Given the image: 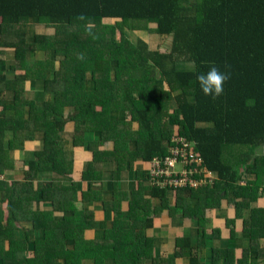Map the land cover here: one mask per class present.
<instances>
[{"label": "trees", "instance_id": "trees-1", "mask_svg": "<svg viewBox=\"0 0 264 264\" xmlns=\"http://www.w3.org/2000/svg\"><path fill=\"white\" fill-rule=\"evenodd\" d=\"M30 26L47 29L28 37ZM129 31L163 41L151 51L142 39L137 46L130 42ZM0 38V264H77L71 258L78 256H84L81 264H105L107 259L124 264L122 259L132 258L133 251L135 259L151 260L157 249L146 230L156 217H150L146 192L139 187L129 196L118 186L124 166L130 169L138 160V146L132 150L127 145L137 136L147 135L150 144L143 148H152L144 153L148 159L143 156L148 169L152 157L163 153L178 134L195 144L205 167L217 175L215 186L187 193L189 204L178 205L182 217L196 224L200 242L191 247L192 255L208 235L218 232L204 229L205 211L216 208L230 190L237 188L229 204L238 217L247 209L254 213L252 219L261 220L264 209L252 204L262 194L256 181L264 177V154L259 153L264 152V0H0ZM8 52H14L13 60L7 59ZM211 64L230 73L215 100L203 95L196 81ZM39 83L47 84L52 102L27 98L28 85ZM9 92H14L13 101ZM171 101L173 108L167 104ZM71 122L76 124L74 146L92 154L80 183L73 179L74 154L65 152L61 137ZM34 123L43 128L27 131ZM11 127L17 134H44L45 150L38 161L24 163L21 182L3 178L17 168L9 163L12 148L6 135ZM87 136L93 139L86 141ZM235 150L238 163L224 165ZM97 164L115 169L108 179L113 182L110 190ZM237 171L256 180L236 187ZM149 193L168 197V192L154 189ZM117 199L127 212L117 207L109 213ZM39 204L53 209L35 211ZM95 206L107 212L105 220L113 213L120 217V239L135 240V250L120 248L122 257L109 255L106 246L118 238L102 224L92 227ZM227 224L235 235V225ZM258 229L257 236L264 235ZM183 241L189 239H176L174 258ZM231 253L223 251L225 256ZM152 264H174V259H154Z\"/></svg>", "mask_w": 264, "mask_h": 264}, {"label": "crops", "instance_id": "crops-1", "mask_svg": "<svg viewBox=\"0 0 264 264\" xmlns=\"http://www.w3.org/2000/svg\"><path fill=\"white\" fill-rule=\"evenodd\" d=\"M137 34L147 35L144 32ZM46 90L47 84L39 83L34 88H31V85L29 84L27 89V98L30 101H35L37 99V96H39V100L42 101L41 104L52 102L54 100V95L52 93H46ZM7 95L9 101H13L15 99L14 92H9L7 93ZM158 97L159 95L155 96V98L157 99ZM167 104L170 105L171 108H173V101ZM69 113L70 111H68V114ZM170 114H173V110L170 111ZM171 121L170 124H172ZM32 126L43 128L41 123H34L31 124L27 131H29ZM75 126L76 124L74 122L69 123L66 127V131L62 133L61 137L65 152L74 154L73 179L75 183H80V174H82V172L85 170L86 165L91 162L92 154L87 150H83V147L74 146V136L76 134ZM137 127V125L134 126L135 129ZM147 138V135L141 136V140L144 141V144L149 145L150 143L148 142ZM92 139V136L86 137V141H90ZM6 140L12 148L9 156V163H11L10 160H12V163L16 167H19L16 168L15 172L8 173L6 177H8L9 179H11L10 177H12L16 182H21L26 177V167H24V163L38 161V154L44 152L45 150L46 145L44 142V134L42 135L39 132L17 134L11 127L8 129ZM23 144H26L25 149H22ZM144 144H142L141 146L137 145L138 149L134 150V153H137L138 155V160L135 161L133 166L130 167V169L127 168V165L124 166V171L121 173V179L118 186L121 187L125 194L129 196H132L133 190H137L140 187V189H144V191L146 192V198L153 203V207H161V200L159 198L152 197L149 193L148 186H146L144 183V180H146L148 174V167L145 159H143V156L147 158L144 153L147 154L148 150L152 149L151 147H149L148 149H144ZM130 146H132V150L134 149L133 147H135L134 144H130ZM29 154H31L30 158ZM125 157L127 158L129 156L126 155ZM22 166L23 169L21 168ZM96 170L100 173L104 185H107V190H110L111 184H113V182L108 179L110 178V175L115 172V169H111L110 164H97ZM49 176L50 175L47 174L45 179H49ZM41 178V180H44V175ZM241 180L253 183L256 179L252 175L247 177L245 174H242ZM244 184V182H241V185ZM256 185L258 186V188H261L262 194L260 197L257 196V202H254L252 204V208H258L259 210V208L261 207L262 209H264V177L259 178L256 181ZM85 188H87V186H85ZM85 188L83 189L85 190ZM236 195L237 192L231 190L227 195L228 198H225L222 202L223 205L227 207L224 218H226V220L229 219L228 222H232L235 225L233 228L235 235L232 234L231 228L228 226V224L219 225L215 224V222L212 223L215 208L212 210H208V219L206 217L205 218L207 219V221H209V224H205V228L206 230L217 229L218 232L214 235H208L211 236V238L209 240H206L205 243L201 244L200 249L195 256L192 255V252L190 250L191 247H194V245L197 246V243L200 241L196 240L195 231H193L194 225L188 219H180L177 215L173 217L172 213L169 210L164 209L160 216L153 219L152 227L146 230L147 236L153 237L155 241L157 251H154V256L155 253H158V255H161L163 258H169V255L174 254L176 239L188 238L189 242L183 241V244L180 247H177L182 250L178 249V255H176V257L174 258V264H189L190 262H194V260L197 261L196 263L194 262V264H264V235L257 236V233L259 232L258 228L262 227L264 229V219L252 220L250 222L253 215L248 216L246 212L248 211L247 209L242 210L241 217H238V213L237 211H235V208L231 204H229V200L234 202V200L236 199ZM170 199L171 200L167 202V204L173 207L175 205V197L171 195ZM125 203L128 204V202ZM44 207L45 206H43L42 204L36 205L35 211L42 212ZM231 207H233L234 210H232ZM91 209L95 211V217L96 214L99 215V217L96 218L97 223L103 224L105 220V214L103 216V211L100 209V207L95 206ZM58 219H62V217H58ZM242 219H244L243 222H239L236 224V220ZM238 224L240 227L243 224H246V226H248L249 228L247 229L246 227V230L244 232V228L240 229ZM157 227L159 228L158 233ZM91 232L93 231H88L87 235ZM206 234H209V232ZM261 234H264V232H262ZM248 238V244H246L244 240ZM202 242H204V240H202ZM225 249H231L232 253L234 252V254L232 255L231 253V255L225 256L223 254V251ZM27 254L30 258L33 256L32 252L29 253L28 251ZM108 264H110L109 261Z\"/></svg>", "mask_w": 264, "mask_h": 264}, {"label": "rangeland", "instance_id": "rangeland-1", "mask_svg": "<svg viewBox=\"0 0 264 264\" xmlns=\"http://www.w3.org/2000/svg\"><path fill=\"white\" fill-rule=\"evenodd\" d=\"M46 27H44V26H30V27H28L27 28V36L28 37H31V36H33L34 37V35L37 33V32H42V31H46ZM129 37H130V42H132L135 46H137V43H138V41H139V39H142L143 41H145L146 42V44H147V46H148V49L149 50H151V51H155L157 48H158V46L161 44V41H163L162 40V37H159V36H157V35H150V36H148V37H145L144 35H141V36H144V37H141L140 35H138L137 33H134V32H132V31H129ZM0 40H1V38H0ZM29 43H31L30 41H29ZM43 56L44 55H42L41 53H38L37 54V57L38 58H41V61H43L44 60V58H43ZM12 57H14V53L13 52H8V54H7V59L8 60H13V58ZM4 59H6V58H4ZM6 59V60H7ZM25 74V72L23 73V75ZM37 99L39 100V96H37ZM123 121H125V116L123 117V119H122ZM130 144H134V145H139V146H141L142 144H144V141L143 140H141V137H139V136H137V137H135V139L134 140H132V141H130V142H128V144L127 145H130ZM82 146H83V144H82ZM9 147V146H8ZM144 147V146H143ZM26 148V144H24L23 145V147H22V149H25ZM9 149V148H8ZM225 149H227V148H223V150H225ZM230 149H236L235 147H231ZM239 150H247L246 148H238ZM83 150H87V148H83ZM259 153H260V155H262V154H264V152H261V151H259ZM239 152L237 151V150H235V152L232 154V157H231V159H225L224 161H223V163H224V165H231L232 164V162H233V164H237L238 163V156H239ZM30 156H31V154H29V158H30ZM224 156H230V155H224ZM223 156V157H224ZM33 157H34V155H33ZM17 168H19V167H17ZM237 176L238 177H240L241 176V173H240V171H237ZM6 176H7V174H5L3 177L4 178H6ZM41 182V176H39V180H38V182ZM144 183H145V185L146 186H148V188L150 187V182L149 181H147V180H144ZM119 190H120V192L121 193H125L122 189H121V187H119ZM146 194H144V197H143V199L144 200H147V198H146ZM177 198H178V200H179V202H180V204H189V198H188V196L185 194V193H180L178 196H177ZM226 198H228V197H226ZM81 200H76V204L77 205H82L81 204V202H80ZM149 201V206L151 207V209H152V213H151V215H150V217H158V216H160L161 214H162V212H163V209H161L160 208V206L159 207H153V203L150 201V200H148ZM122 201H120V199H117V201H116V203L115 204H112V207H111V209H109V213L110 212H112L114 209H116L117 207H119V210L120 211H123V212H127V207L125 206V204L124 203H121ZM223 200L221 201V203H219V205L215 208V212H214V214H213V221H212V223H214L215 222V224H219V225H221V224H227V222H228V220L229 219H227L226 220V218H224V214H225V212H226V210H227V207H225L224 205H223ZM233 204V203H232ZM231 204V205H232ZM51 209H53L52 208V206L49 208V209H43V211H52ZM231 209L232 210H234V208L233 207H231ZM235 211H236V209H235ZM247 212V214H248V216H252L254 213L252 212V211H246ZM264 212V211H263ZM263 212H262V214H261V216L259 217L260 219H264V216H263ZM105 213H107V212H105L104 210H103V216H104V214ZM145 216V214H143V212H141V218H143ZM207 212H205L204 213V217H206L207 218ZM56 217H62V214H57L56 215ZM97 217H99V215L98 214H96V218ZM208 219V218H207ZM120 220V217L119 218H116L115 219V214L113 213L112 215H111V217L110 218H108L107 220H105L104 222H103V224L102 225H100V226H102V227H105L107 230H108V233H109V235L110 236H113V237H116V238H118V242H114L112 245H110V244H108L106 247L108 248V250H109V255L110 256H114V257H122L121 255H120V248H122V249H124V248H131L132 250H135L136 248L134 247V242H135V240H133L132 242H130V243H126V242H122L121 241V237H122V235H124L123 234V231L121 230V228H120V224L118 223V221ZM252 220H255V219H251L250 220V222L252 221ZM244 221V219H242V220H236V224L237 223H239V222H243ZM207 222V224H209V221H206ZM40 224L42 225V226H45L46 224L45 223H43V222H40ZM96 225H98V223L97 222H95L94 224H92V227H95ZM238 226H239V224H238ZM240 227V226H239ZM244 227H247V229L249 228L248 226H246V225H242L241 227H240V229H243ZM158 231H159V228L157 227V233H158ZM135 232H136V230H131V235H135ZM248 240H249V238L248 239H246V240H244L245 241V243L246 244H248ZM70 242V241H69ZM27 245H29V243L27 244ZM151 257H152V259L151 260H149L148 258H146V259H144V258H137V259H135L136 258V253H135V251H133L132 252V258H130V259H127V258H123L122 259V261L124 262V264H145V263H149V264H152L153 263V260L154 259H164L161 255H158V253L156 254L155 253V256H154V252L151 254ZM169 258H172V259H174V256L171 254V255H169L168 256ZM32 258V257H31ZM83 258H84V256H78V257H74V258H71L72 259V261L73 262H75V263H77V264H81V261L83 260ZM108 261H109V263L110 264H115V262H114V260H112V259H107L106 260V262H105V264H108ZM119 261V260H118ZM189 264H194L193 262H190Z\"/></svg>", "mask_w": 264, "mask_h": 264}, {"label": "built area", "instance_id": "built-area-1", "mask_svg": "<svg viewBox=\"0 0 264 264\" xmlns=\"http://www.w3.org/2000/svg\"><path fill=\"white\" fill-rule=\"evenodd\" d=\"M151 184L160 189L192 190L210 187L213 177L202 159L181 140L166 157H153L148 170Z\"/></svg>", "mask_w": 264, "mask_h": 264}, {"label": "clouds", "instance_id": "clouds-1", "mask_svg": "<svg viewBox=\"0 0 264 264\" xmlns=\"http://www.w3.org/2000/svg\"><path fill=\"white\" fill-rule=\"evenodd\" d=\"M191 67H193V68L195 67L194 63H193V65H191ZM228 79H230V73L220 71V69L217 66H215L214 64H211L209 66L207 72H201V73L196 75V81L199 84V87H200V90H201L202 94L205 95V96L211 97L213 100L217 99L218 97H220L223 94V92H224V84H225V82ZM181 140H184L189 145V147L193 151V153L198 155V153L195 150V144L193 142H189L185 138H183V137L179 136L178 134H176V135L172 136L171 141H170V146L164 151L165 154H163L164 152L163 153L157 152L153 157H156V156L166 157L167 155H169L170 149H172L173 147L176 146V142H179ZM199 157L201 158V156H199ZM202 161H203V159H202ZM203 165H204V168L208 171V169L205 167L204 161H203ZM208 172L210 174H212V177H213L212 186L206 187V188L205 187L204 188H197V189H192V190H172V189L156 188V187H154L151 184V181H150V179L148 177V174H147L146 180L150 182L149 189H154V190H158V191H161V192H168V194H167L168 197L163 196V194H161V196H162L160 198V200L162 202V206L160 207L161 209L169 210L172 213L173 217L175 215H177L180 219H187V218H183L182 217V211L178 209V205L180 204V202H179L177 196L180 193H185L187 195V193H191V192H195V191H202V190H205V189L209 190L213 186H215L217 184V182L219 181L218 178H217V175L215 173H211L210 171H208ZM241 173L245 174V172H241ZM241 182H244L246 184V181H242L241 180V176H240V179L237 180L236 183H235L236 187L245 188V184L241 185ZM236 189H232V190L237 191ZM229 192H228V194H229ZM171 195H173L175 197V205L173 207H171L169 204H167V202H169L171 200L170 199ZM167 206H168V208H167ZM212 209H214V208H211L209 210H212ZM207 211L208 210H206L205 212H207ZM188 220H190V219H188ZM190 221L192 222V220H190ZM206 221H207V219H206ZM195 228H196V224H194V229ZM148 229H150V228H148ZM194 229H193V231H194ZM204 229H206L205 228V224H204ZM146 237H148L147 233H146ZM148 238H153V237H148Z\"/></svg>", "mask_w": 264, "mask_h": 264}]
</instances>
